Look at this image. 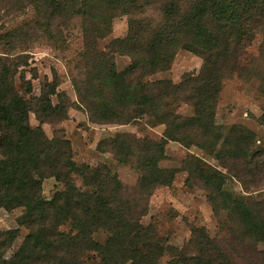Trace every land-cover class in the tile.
I'll use <instances>...</instances> for the list:
<instances>
[{"label": "trees", "instance_id": "obj_1", "mask_svg": "<svg viewBox=\"0 0 264 264\" xmlns=\"http://www.w3.org/2000/svg\"><path fill=\"white\" fill-rule=\"evenodd\" d=\"M28 1L36 6L44 22L39 26L49 35L62 36L64 23L79 20L84 72L82 80L75 76L73 85L92 122L125 125L145 117L163 125L164 131L158 141L129 133L99 141V152L110 151L119 163L139 171L137 183L125 186L106 164L77 163L62 133L52 138L44 133L42 123L66 118L63 105L51 101L52 96L60 97L56 79L42 84L39 96L27 98L30 83L21 75L18 89L15 79L19 67L27 65L26 50L4 59L0 208H21L18 224L27 233L18 249L5 257L19 228L0 232V264H88L84 258L90 254L95 264H158L166 253V264H264V249H258L264 242V198L250 192L264 187V150L253 148L249 129L233 125L223 136L215 123L221 85L244 70L240 63L225 61L224 54L238 49L242 55L259 37L264 48V0ZM121 15L128 18L127 36L113 40L105 52L98 50L97 41L110 33L112 20ZM189 46L203 59L198 74H187L178 84L147 80L167 70L176 52ZM114 53L129 56V66L117 71ZM179 102L191 106L193 115L178 114ZM30 112L39 125H30ZM168 141L213 155L241 185V193L226 191V172L197 156L184 161L185 184L193 177L208 190L221 236L193 227L188 242L177 248L157 235L153 223H141L154 188L169 186L177 172L159 166ZM48 178L64 189L45 200L42 182ZM98 231L106 234L103 242L94 238Z\"/></svg>", "mask_w": 264, "mask_h": 264}, {"label": "rangeland", "instance_id": "obj_2", "mask_svg": "<svg viewBox=\"0 0 264 264\" xmlns=\"http://www.w3.org/2000/svg\"><path fill=\"white\" fill-rule=\"evenodd\" d=\"M28 2L0 0V63L10 56H17L20 50L25 49L23 53L26 54L27 65L18 69L19 73L15 78L17 88L19 89L23 75L31 87L27 98L36 97L40 95L42 84L56 79V91L60 93V97L52 96L51 101L53 105L61 103L63 110L66 109L65 119L41 124L46 136L52 138L62 133L69 140L73 159L77 163L91 167L106 164L125 186H134L139 177L135 165L119 163L110 151L99 152L98 143L116 133H129L137 138L147 137L158 141L162 137L164 126L154 125L145 117L125 125L92 122L83 105L79 103L73 85L75 76L79 75V80H82L84 72L80 61L83 42L79 20L64 23L61 26L62 36H54V32L49 35L47 28L39 26L44 25V22L37 15L36 6ZM127 33V16L115 17L110 33L97 41L98 50L107 51L113 40L123 39ZM261 42V37L257 38L242 55H239L238 49L229 50L224 54L225 61L240 63L244 70L233 74L221 85L215 123L223 136L233 125L249 129L253 135V148L264 150V48ZM260 48L263 51L259 50ZM113 60L117 71L125 69L131 62L129 56L119 53L113 54ZM202 64L201 54L189 46L176 52L167 70L156 72L147 80L166 79L178 84L185 75L198 74ZM177 113L192 116L194 110L191 106L179 102ZM29 123L32 127L39 125L32 112L29 113ZM193 156L200 157L207 164L226 172V191L237 194L242 192L239 182L229 176V172L213 155L206 154L194 145L186 147L179 142L168 141L165 145V158L159 162V166L176 169L177 172L169 186L154 188L148 199L147 213L141 217V223H153L157 235L167 245L177 248L188 242L193 227H205L210 236L223 234L207 199L208 190L193 177H190V183L185 184L188 174L183 169L184 161ZM79 183L77 179L76 185H80ZM63 189L64 185L54 178L45 179L42 182V197L49 200L56 191ZM250 192L257 199L264 198V187L251 189ZM21 213V208L9 211L0 208V232L19 228V234L7 249L5 257H9L18 249L27 233V230L18 224ZM94 238L103 242L106 234L98 231ZM258 249H264V242L258 244ZM92 255L84 258L88 264L96 263ZM168 260L169 255L166 253L158 264H166Z\"/></svg>", "mask_w": 264, "mask_h": 264}]
</instances>
